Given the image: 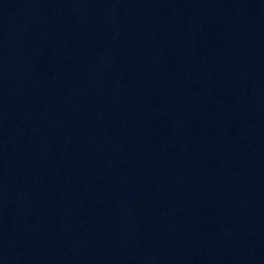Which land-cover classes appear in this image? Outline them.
Listing matches in <instances>:
<instances>
[{"label": "water", "instance_id": "obj_1", "mask_svg": "<svg viewBox=\"0 0 264 264\" xmlns=\"http://www.w3.org/2000/svg\"><path fill=\"white\" fill-rule=\"evenodd\" d=\"M0 264H264V0H0Z\"/></svg>", "mask_w": 264, "mask_h": 264}]
</instances>
